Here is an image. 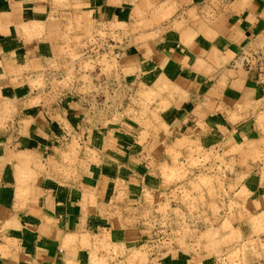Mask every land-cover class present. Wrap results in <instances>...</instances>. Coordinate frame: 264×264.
<instances>
[{"label": "crops", "instance_id": "0c3cea01", "mask_svg": "<svg viewBox=\"0 0 264 264\" xmlns=\"http://www.w3.org/2000/svg\"><path fill=\"white\" fill-rule=\"evenodd\" d=\"M53 6L0 0V264H88L86 238L102 231L133 247L146 228L114 226L111 208L132 211L138 205L128 201L159 187L160 167L173 163L170 148L179 149V159L198 147L226 153V162L234 160V172L226 173L230 196L252 215L264 211V129L257 119L264 85L255 69L235 61L264 43V0H67L55 13ZM67 13L90 30L134 27L115 44L117 72L126 87L173 88L170 106L159 111L166 131L150 132L145 142L128 123L93 125L86 85L72 90L51 78L68 66ZM133 37L142 39L129 42ZM39 73L48 76L42 93L29 83ZM237 226L257 246L241 264H264V234L248 221ZM152 258L209 261L183 252Z\"/></svg>", "mask_w": 264, "mask_h": 264}, {"label": "rangeland", "instance_id": "374dc122", "mask_svg": "<svg viewBox=\"0 0 264 264\" xmlns=\"http://www.w3.org/2000/svg\"><path fill=\"white\" fill-rule=\"evenodd\" d=\"M64 1L67 0H52L54 13ZM65 17L64 45L69 57L68 66L65 73L59 77L54 74L51 78L63 79L62 85L67 89L86 85L82 90L88 96L85 97V109L96 115L88 122L110 126L128 123L141 131L140 141L145 142L150 132L166 131L159 111L170 106L168 95L174 91L173 88L168 84L146 89L126 87L117 72L119 61L116 51L121 48H116L115 44L119 45L125 40L123 31L129 32L134 27L121 24L90 30L69 13ZM151 18L153 21L148 25L154 24L155 15ZM141 39L133 37L129 42ZM47 78L44 73H39L30 78L29 83L34 90L42 93ZM158 99L162 100L159 108L156 107ZM113 110V117L108 116ZM257 119L264 129V104L263 112ZM76 146L74 142L73 154L76 153ZM178 150H167L173 163H164L160 167L162 182L159 187L147 190L144 197L136 202L128 201V207L138 205L136 209L127 212L123 207L111 208L114 226L121 228L137 223L138 227L146 228L148 234L128 250L109 232L90 234L85 246L88 264H158V259L152 258L154 246L150 245L149 240L154 236L149 220L159 213L166 214L171 226L168 243L158 246L160 256L183 252L196 257L198 263L209 258L204 264H241L246 252L257 247L254 240L244 239L237 224L242 221L255 224L258 227L257 236H260L264 234V211L252 215L235 197L230 196L232 188L227 187L226 173L234 172V160L226 162V153L201 147L191 148L187 155L179 159L182 153ZM152 152L148 150V159L152 158ZM258 160L264 163V154ZM150 167L152 170L156 168L154 164ZM117 201H123L122 193ZM198 221L203 225L198 226ZM261 246L264 247V244Z\"/></svg>", "mask_w": 264, "mask_h": 264}, {"label": "built area", "instance_id": "2783aa9c", "mask_svg": "<svg viewBox=\"0 0 264 264\" xmlns=\"http://www.w3.org/2000/svg\"><path fill=\"white\" fill-rule=\"evenodd\" d=\"M236 63L243 68L255 69L257 71L258 82L264 85V43L257 45L255 48L249 50H242L241 53L235 59ZM166 214L159 213L150 219L149 222L152 224L151 231L153 232V238L149 240L150 245L153 247V255H159L158 246L161 244L168 243L169 240V226ZM198 226L203 225L199 223ZM165 230V231H164Z\"/></svg>", "mask_w": 264, "mask_h": 264}]
</instances>
